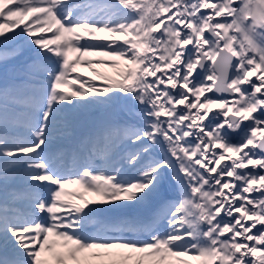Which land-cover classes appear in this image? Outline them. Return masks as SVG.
<instances>
[{"label": "snow or ice", "instance_id": "1", "mask_svg": "<svg viewBox=\"0 0 264 264\" xmlns=\"http://www.w3.org/2000/svg\"><path fill=\"white\" fill-rule=\"evenodd\" d=\"M0 45L34 53L0 76V264H264V0H0Z\"/></svg>", "mask_w": 264, "mask_h": 264}, {"label": "rangeland", "instance_id": "2", "mask_svg": "<svg viewBox=\"0 0 264 264\" xmlns=\"http://www.w3.org/2000/svg\"><path fill=\"white\" fill-rule=\"evenodd\" d=\"M3 45H0V52H3L4 50H3ZM24 48H27V47H24ZM20 51H22V50H20ZM11 62H13V60L12 59H10L9 60V62H8V64H10ZM1 66H0V76H2L3 75V73H4V71H5V68H7L9 71H11L12 69H11V67L12 66H10L9 67V65H3V64H0ZM11 69V70H10ZM86 113V112H85ZM83 113V114H81L79 117H78V120H77V129H81V127L80 126H84V125H86L87 124V122H88V120L90 119V117H89V115L86 113ZM130 119H131V116H130ZM57 146V145H56ZM135 174V172H134V170H132L131 172H129V177H131L132 175H134Z\"/></svg>", "mask_w": 264, "mask_h": 264}, {"label": "bare ground", "instance_id": "3", "mask_svg": "<svg viewBox=\"0 0 264 264\" xmlns=\"http://www.w3.org/2000/svg\"><path fill=\"white\" fill-rule=\"evenodd\" d=\"M119 103L124 104V102H122V101L119 102ZM119 103H118V104H119ZM238 139H239L238 137H234V142L237 141ZM53 150H56V148H53Z\"/></svg>", "mask_w": 264, "mask_h": 264}]
</instances>
